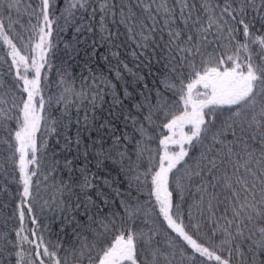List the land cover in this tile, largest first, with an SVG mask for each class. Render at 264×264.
<instances>
[{
	"label": "snow or ice",
	"instance_id": "6c2138e0",
	"mask_svg": "<svg viewBox=\"0 0 264 264\" xmlns=\"http://www.w3.org/2000/svg\"><path fill=\"white\" fill-rule=\"evenodd\" d=\"M0 264H264V0H0Z\"/></svg>",
	"mask_w": 264,
	"mask_h": 264
}]
</instances>
